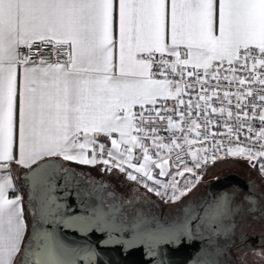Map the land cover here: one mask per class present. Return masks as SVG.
Masks as SVG:
<instances>
[{"label":"snow or ice","instance_id":"snow-or-ice-1","mask_svg":"<svg viewBox=\"0 0 264 264\" xmlns=\"http://www.w3.org/2000/svg\"><path fill=\"white\" fill-rule=\"evenodd\" d=\"M46 157L103 165L164 202L229 158L264 179V0H0V264H95L90 240L57 229L103 231L112 206L98 198L65 215L51 195L59 165L38 164ZM24 170L41 185L40 222L53 225H33L28 243L13 177ZM244 201L256 211V199Z\"/></svg>","mask_w":264,"mask_h":264},{"label":"flooded vegetation","instance_id":"flooded-vegetation-1","mask_svg":"<svg viewBox=\"0 0 264 264\" xmlns=\"http://www.w3.org/2000/svg\"><path fill=\"white\" fill-rule=\"evenodd\" d=\"M68 172L76 176V170L68 165H62L59 172L55 174H67ZM230 172L243 178L245 184H242L241 188L228 185L209 195L206 194V187L210 181ZM69 183L66 185L80 192L86 190L89 193L88 203L96 204V200L99 198L105 206L114 207L117 210V218L125 221L141 219L144 216L179 220L182 212L187 218L196 217L192 233L201 241L205 254L210 259L216 260V264H264V210H262L264 202L260 200V197L264 196V179L246 177L235 171H227L198 184L191 195L179 202L175 201L176 204L172 202L174 205L171 207H168L167 203L152 200L138 192L133 193L135 200L127 198L121 192L115 191V188L104 180L92 182L94 184L91 187L88 186V182L81 180H73ZM20 188L26 207L27 237L31 226L35 225L38 229L41 226L39 223L40 199L38 188L35 185L29 186L22 183ZM30 192L32 194L31 204L29 202ZM222 194L231 197L226 208L222 209L214 218L205 217L204 209L214 204ZM245 196H251L257 200L255 212L249 211L252 205L246 201L242 202V198ZM137 199L138 201H136ZM241 204L242 210L239 214L232 211ZM185 209L188 211L185 212ZM247 219H252L257 224V227L251 232L242 228ZM248 252L254 255L250 259H245Z\"/></svg>","mask_w":264,"mask_h":264},{"label":"water","instance_id":"water-1","mask_svg":"<svg viewBox=\"0 0 264 264\" xmlns=\"http://www.w3.org/2000/svg\"><path fill=\"white\" fill-rule=\"evenodd\" d=\"M54 163L59 165L58 169H50L51 182L53 185L51 195L56 198V203H65L68 208L65 210V215H78L87 214L84 209L94 207L96 204L91 205L88 203L87 197L89 193L86 190L81 192L67 186L66 184L77 181H86L79 173L76 176L67 174H58L62 166L60 161L54 158L43 159L38 164ZM33 165L32 168H35ZM21 175V182L29 186L35 185L38 188L39 199L42 195L41 185L37 178H29L25 173ZM71 184V183H69ZM245 184L243 178L236 173H227L209 182L206 187V194L217 191L225 186L233 185L234 187L241 188ZM104 205V204H103ZM105 209L109 207L105 206ZM113 212L110 217H106L107 223L122 225L123 230L109 228L105 220L97 221L98 227H103V231H97L93 228L90 232L81 233L79 229H64L59 226L57 231L63 238H72L77 242H81L85 237L91 241L98 253L95 264H204L205 261H210L211 264H216V260L210 259L204 251L201 241L197 236L192 233V228L196 221V217L187 218L182 212L179 220H166L157 217L144 216L141 219L145 221L140 228H133V223L136 220H122L117 218L116 209L112 207ZM187 218L188 224L186 231L181 227ZM159 222L163 227L170 228L169 232L152 231L148 232L147 229H155ZM39 223L40 220H39ZM53 227L51 224H42L40 228ZM39 228V229H40ZM38 229V228H37ZM32 226L28 232L31 234ZM27 235V237H28ZM111 235L112 240L107 244H101L100 241L108 240ZM173 235L179 236L176 243H172ZM26 237L24 243H28ZM71 243V240H69ZM81 246H83L81 244ZM77 264H84L83 259H77Z\"/></svg>","mask_w":264,"mask_h":264},{"label":"rangeland","instance_id":"rangeland-1","mask_svg":"<svg viewBox=\"0 0 264 264\" xmlns=\"http://www.w3.org/2000/svg\"><path fill=\"white\" fill-rule=\"evenodd\" d=\"M101 168H102L101 166H98V167L97 166H94V167H80V166H77V171L79 173L80 172L82 173V175L84 176L85 180L88 181L87 184H88L89 187H91L94 184L92 182H96L98 180H104V181H107L111 186L115 187V191L121 192L127 198H132L133 200H135V197H134V194H133L134 192H133V188H132V184L131 183H128V185L126 186V189H123V184H124V182H122L123 175H120L119 178H117L116 180L114 179V181H113L111 179V177L113 175H116V174L111 173V172L102 173L101 172ZM207 171H208L207 175L208 176L211 175V176L203 178L202 182L199 183V185L204 183L206 180H209V179H211L213 177H216V176L220 175L221 173H224V172H227V171H235V172H238V173H241V174L245 175L246 177L250 176V177H257L259 179L261 178L257 174V172L248 163L239 161V158H229L226 162H217L215 167H212L211 165H209V169ZM21 175H19L17 177V186H20L22 184ZM20 194L22 195L23 201H24L23 193L20 192ZM153 194L155 195V193H153ZM189 195H191V193L186 195L183 198H186ZM156 198H157L158 201H161L163 203H167L168 207H171L174 204H176L177 202H179V201H177L175 203L173 202L174 203L173 204L172 202H164V201H162L160 199V197L156 196ZM136 201H138V199ZM25 209H26V207H25ZM256 227H257V224L255 223V221H253L252 219H247L244 222V225H243L242 228L244 230H247L248 232H251ZM253 255H254L253 253L248 252L245 255V259H250L251 256L253 257ZM18 264H19V260H18Z\"/></svg>","mask_w":264,"mask_h":264},{"label":"crops","instance_id":"crops-1","mask_svg":"<svg viewBox=\"0 0 264 264\" xmlns=\"http://www.w3.org/2000/svg\"><path fill=\"white\" fill-rule=\"evenodd\" d=\"M47 158H54V159H56L57 161H60L62 165H68V166H70V167H73V168L76 170L77 173H79V172L77 171V166H80V167H94V166L80 165V164H77V163H74V162L63 161V159L60 158V157H46V158H44V159H47ZM96 166H97V167H98V166L103 167V165H99V164L96 165ZM24 171H25V170H24ZM24 171H23V172H24ZM23 172H20L19 175H21ZM79 174L82 175L81 172H80ZM19 175H17L16 171L13 172L14 183H15L16 188L18 187V186H17V177H18ZM82 177L84 178L83 175H82ZM84 179H85V178H84ZM111 179H112L113 181H114V179L116 180V179H117V175H113V176L111 177ZM161 179H164V178H161ZM122 182H124V184H123V189L126 188V186L128 185V183H131V184H132V187H133V188H136V189L138 190V191H135V192L142 193V194H144L145 196H147V198H151L152 200H156V201H157V198H156V196H155L153 193H148L146 189H144L142 186H138V185H136L134 182L126 181L124 176H123ZM114 188H115V187H114ZM17 189H18V188H17ZM20 192H21V191H17L16 194L21 195ZM21 196H22V195H21ZM22 198H23V197H22ZM22 206H23V208H24V210H25V214H26V209H25V203H24V201H23V205H22Z\"/></svg>","mask_w":264,"mask_h":264},{"label":"trees","instance_id":"trees-1","mask_svg":"<svg viewBox=\"0 0 264 264\" xmlns=\"http://www.w3.org/2000/svg\"><path fill=\"white\" fill-rule=\"evenodd\" d=\"M211 175H206V176H203V178H206V177H210ZM21 186V185H20ZM20 186H18L17 188H18V191H22L21 190V188H20ZM133 188V187H132ZM126 189V188H125ZM135 191H138L136 188H133V192H135Z\"/></svg>","mask_w":264,"mask_h":264},{"label":"built area","instance_id":"built-area-1","mask_svg":"<svg viewBox=\"0 0 264 264\" xmlns=\"http://www.w3.org/2000/svg\"><path fill=\"white\" fill-rule=\"evenodd\" d=\"M169 104H171V102H169ZM162 134H164V133H162ZM164 135H166V134H164ZM245 135H246V132H245Z\"/></svg>","mask_w":264,"mask_h":264}]
</instances>
